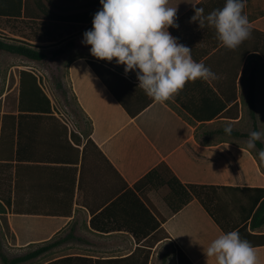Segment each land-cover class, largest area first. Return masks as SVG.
Instances as JSON below:
<instances>
[{
    "label": "crops",
    "instance_id": "obj_1",
    "mask_svg": "<svg viewBox=\"0 0 264 264\" xmlns=\"http://www.w3.org/2000/svg\"><path fill=\"white\" fill-rule=\"evenodd\" d=\"M37 1V10L47 5L61 14L72 13L68 8L72 9L74 1L82 2L83 10L89 12L102 8L100 0ZM196 2L199 4L193 7L186 0H169V6L177 7L176 20L194 9L178 29L192 48L193 59L210 67L216 78L189 81L182 94H177V102L153 101L133 117L89 64V60L104 62L87 55L74 56L67 60L65 77L89 121L86 131L84 123H73L58 111L57 102L46 89L44 67L50 57L58 67L62 66L59 62L72 51L73 38L78 34L70 38L74 45L56 56L53 52L69 38L51 53L47 47L44 61L0 50V73L5 74L0 77L3 246L9 256H16L50 245L18 264H144L147 260L153 264L156 250L165 244L175 253L174 264H181L179 251L184 254L185 263L187 258L190 264H218L214 256L207 259L204 247L226 231L199 198L194 197L174 212L165 200L168 187L136 186L153 168L166 163L184 184L264 188V168L255 150L247 146L249 137L228 135L223 130L229 122L233 131L253 130V125L250 130L240 126H247L248 120L252 122L249 91L254 87L261 131L264 15H251L264 1L247 0L244 12L251 24V35L236 49L224 47L213 27L201 28L199 20L192 19L196 8L202 7L206 16L222 8L225 0ZM91 28L92 22L87 23L81 32ZM168 30L171 32L170 27ZM0 31L8 37L24 39L2 25ZM5 53L16 64L6 65L1 58L7 56ZM22 70L38 76L51 99L52 112L19 110ZM64 85L59 82V86ZM181 98L195 106L200 117L181 111ZM222 103L226 108L208 119L206 112ZM260 194L255 190H234L229 212L245 218L253 197ZM249 231L264 234V224L254 229L249 225ZM240 235L254 247L257 264H264V243L255 245L245 233Z\"/></svg>",
    "mask_w": 264,
    "mask_h": 264
},
{
    "label": "clouds",
    "instance_id": "obj_2",
    "mask_svg": "<svg viewBox=\"0 0 264 264\" xmlns=\"http://www.w3.org/2000/svg\"><path fill=\"white\" fill-rule=\"evenodd\" d=\"M193 7L196 0H186ZM247 0H225L222 8L206 16L203 8H196L193 20L201 28L211 26L222 45L236 49L251 35V24L244 9ZM100 8L93 16L92 28L83 33L82 43L91 45L90 53L98 59L123 65L125 74L135 71L138 87L155 102L164 103L174 97L189 81H210L216 73L202 62L193 59L189 46L179 43L168 30L179 27L177 7L169 0H100ZM231 123L224 132L231 135ZM264 132L249 133L247 146L256 147ZM264 160V149L258 153ZM207 259L215 257L218 264H257V253L237 230L220 234L205 248Z\"/></svg>",
    "mask_w": 264,
    "mask_h": 264
},
{
    "label": "trees",
    "instance_id": "obj_3",
    "mask_svg": "<svg viewBox=\"0 0 264 264\" xmlns=\"http://www.w3.org/2000/svg\"><path fill=\"white\" fill-rule=\"evenodd\" d=\"M36 1L37 0H0V25L5 28L7 27L9 32L20 34L21 37L24 38L18 39L8 37L7 34L0 31V50L22 55L32 60L44 61L48 57L45 49L49 47V45H54L69 38V41L64 46L53 52V56L62 53L64 48L74 45V42L70 38L80 33L82 27L87 23L92 22L94 14L99 10L95 9L91 12L83 10V3L74 1L72 9L70 10V6L68 8L69 11L73 12L61 14L52 11L47 5L44 8L39 7L37 10L34 7V2ZM262 4L261 2L259 9L255 14L251 15V17L264 15V4ZM192 12H194V9L178 19L177 23L182 24L192 16ZM170 30L181 43L188 46L177 27H170ZM31 41L48 42L50 44L40 45ZM89 64L93 66L110 91L131 116H136L154 101L146 95L143 89L138 87L139 83L132 81L128 75L126 76L124 71L115 70L102 62L93 60H89ZM173 100L177 102L178 96L176 95ZM226 106V104L222 103L216 106L215 109L211 107L209 113L204 110L207 115L206 117H208V119L215 117L225 109ZM182 109L194 117H200L198 109L181 98V111H183ZM19 110L52 112L50 97L41 86L38 76L29 70H22L21 72ZM249 111L252 118L253 130L259 131L254 100V87H251L249 91ZM232 134L249 137V133H241L239 131H232ZM256 147L259 151L264 149V141L262 139L256 141ZM145 184H150L151 187L156 189L168 187L169 192L165 195V200L174 212L183 208L194 197H197L226 232L236 229L240 234L245 233L249 237V240L252 238L255 245L264 243V234H254L249 231V225L254 229L264 224V188L184 184L175 176L166 163H160L153 168L136 184V186L140 187ZM234 190H255L261 192L260 195L253 197V203L249 207L245 218L241 219L240 215L229 212V207L232 204V197H230V194H232ZM1 235L2 231L0 230V259L2 264H18L27 261L47 250L50 246L45 245L37 250L22 255L9 256L3 246ZM183 255L184 254L179 251V260L181 264H190L191 261L187 258L186 263L183 261ZM118 261H122V259ZM144 264H148V260Z\"/></svg>",
    "mask_w": 264,
    "mask_h": 264
},
{
    "label": "rangeland",
    "instance_id": "obj_4",
    "mask_svg": "<svg viewBox=\"0 0 264 264\" xmlns=\"http://www.w3.org/2000/svg\"><path fill=\"white\" fill-rule=\"evenodd\" d=\"M83 33L84 32L82 31L80 34L78 33V35L73 38L75 45H74L72 51L65 58H62L60 60L59 64H61L62 66L58 67L57 61L55 59H53L52 57H50L47 61L44 62V67L47 70V73L45 74L47 77V81H48L46 89L48 90V92L51 94V96L57 102L58 107L60 109L58 111H62L63 113H65L70 118V120L73 121V123H84L83 128L86 131L88 129L87 120L84 117L79 106L77 105L75 98H74L71 90L69 89V87L66 83L65 67H66L67 60H69L70 58L77 56V55H87L91 59L101 60L104 63L109 64L112 67H114L118 70H121V71H124V66L123 65H117L115 63V58L113 61L109 62L106 59H98V58L94 57L93 55H91V53H90L91 45H85L81 42L83 39ZM65 43H64V41H62V42H59L55 46L51 45L47 48L46 51L51 53L52 50H54L55 48H58L59 46L64 45ZM5 54H7V53H5ZM1 58H2V61L6 65L16 64V61L14 62L12 59H9L11 57L8 58V54L6 57H1ZM14 58H15V60L18 59V57H16V56ZM57 68L59 69L58 71H57ZM3 75H5V74L0 73V77H2ZM127 75L130 76L131 79L138 80L136 77L135 71L129 72ZM59 82H64L65 83L64 87L59 86ZM0 88H1V86H0ZM246 114H247V112H246ZM247 116H248V114H247ZM260 118H261V120H260L261 131L264 132V106H262L260 109ZM240 127L245 128V129L249 128V130L252 129L251 120H248L247 126L242 125ZM261 139L264 141V137H262ZM254 150L258 155V153H259L258 148L255 147ZM260 161H261V164L264 168V160L260 159ZM155 254H156V256L154 258L153 264H174V261H176L175 253L173 252L172 249H170V245H168V244H165V245L159 247L156 250Z\"/></svg>",
    "mask_w": 264,
    "mask_h": 264
}]
</instances>
